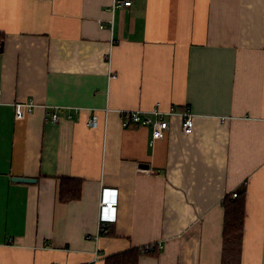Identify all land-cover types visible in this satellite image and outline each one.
Instances as JSON below:
<instances>
[{
  "label": "crops",
  "instance_id": "1",
  "mask_svg": "<svg viewBox=\"0 0 264 264\" xmlns=\"http://www.w3.org/2000/svg\"><path fill=\"white\" fill-rule=\"evenodd\" d=\"M113 2L0 0V264L151 245L139 264H264V0H132L112 16ZM155 108L162 140L122 123ZM62 178L82 180L80 200L60 202ZM104 189L117 220L96 240ZM243 189L244 234L224 245L222 201Z\"/></svg>",
  "mask_w": 264,
  "mask_h": 264
},
{
  "label": "built area",
  "instance_id": "2",
  "mask_svg": "<svg viewBox=\"0 0 264 264\" xmlns=\"http://www.w3.org/2000/svg\"><path fill=\"white\" fill-rule=\"evenodd\" d=\"M132 5V0H114L112 7L110 8L111 15L113 16L114 12L119 8H126ZM113 18L109 22V25L112 26ZM107 25H100V29L106 28ZM117 76L110 73L109 80L116 79ZM15 110V118L17 120H23L27 116H30L34 113L35 109L38 105L33 100H28L26 102H20L13 105ZM176 112V108L173 107L171 109V113ZM79 114V110H74L72 113H68L66 118L72 119L74 116ZM122 123L125 127L131 125L142 126L146 128H150L152 130V139L151 144L158 140H162L166 137L167 133L170 130L171 124L169 121L165 120L163 114L158 108H155L150 113H144L142 111H125L122 114ZM182 131L184 134H191L194 129V114L190 110L184 111L182 114ZM53 123H59L61 121V117L58 113H49L47 114V118ZM97 117H93L89 120L88 125L92 128L98 127ZM117 190H109L104 189L101 195L100 202V224L98 227V232L95 236L96 240L99 239L101 234L107 233L108 226L110 223L115 222L117 220L116 210L117 205H113L117 202ZM237 197V192L233 193V198ZM159 247V246H158ZM160 248V247H159ZM148 250H154V246L151 245L147 247ZM101 257V251L96 247L94 250V261L96 262Z\"/></svg>",
  "mask_w": 264,
  "mask_h": 264
},
{
  "label": "trees",
  "instance_id": "3",
  "mask_svg": "<svg viewBox=\"0 0 264 264\" xmlns=\"http://www.w3.org/2000/svg\"><path fill=\"white\" fill-rule=\"evenodd\" d=\"M4 35L0 34V42ZM82 196V180L75 178H62L59 188V200L61 203H70L80 200ZM118 205V199H117ZM224 208L223 240L224 245L239 244L244 234L246 218V190L237 192V197L233 194L227 195L222 201ZM158 245H154V250L147 247L136 248L122 253L110 255L105 258V264H139L140 259L146 256H157Z\"/></svg>",
  "mask_w": 264,
  "mask_h": 264
},
{
  "label": "water",
  "instance_id": "4",
  "mask_svg": "<svg viewBox=\"0 0 264 264\" xmlns=\"http://www.w3.org/2000/svg\"><path fill=\"white\" fill-rule=\"evenodd\" d=\"M14 182H21V183H36V179L33 178H25V177H14Z\"/></svg>",
  "mask_w": 264,
  "mask_h": 264
},
{
  "label": "clouds",
  "instance_id": "5",
  "mask_svg": "<svg viewBox=\"0 0 264 264\" xmlns=\"http://www.w3.org/2000/svg\"><path fill=\"white\" fill-rule=\"evenodd\" d=\"M113 205H115V206H116V205H117V202H116V203H114Z\"/></svg>",
  "mask_w": 264,
  "mask_h": 264
},
{
  "label": "rangeland",
  "instance_id": "6",
  "mask_svg": "<svg viewBox=\"0 0 264 264\" xmlns=\"http://www.w3.org/2000/svg\"><path fill=\"white\" fill-rule=\"evenodd\" d=\"M242 189V188H241Z\"/></svg>",
  "mask_w": 264,
  "mask_h": 264
}]
</instances>
